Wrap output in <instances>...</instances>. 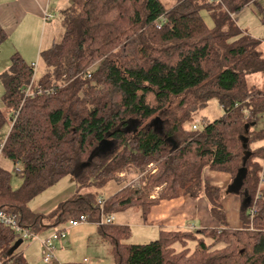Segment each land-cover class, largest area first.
<instances>
[{
    "label": "trees",
    "instance_id": "obj_1",
    "mask_svg": "<svg viewBox=\"0 0 264 264\" xmlns=\"http://www.w3.org/2000/svg\"><path fill=\"white\" fill-rule=\"evenodd\" d=\"M252 4L264 24L259 0H176L170 9L162 0H71L60 12L63 38L40 54L45 74L35 80L37 67L14 54L0 77V129L10 125L1 156L18 165L23 178L14 190L10 172L0 168V210L33 235L64 231L66 223L85 216L110 241L115 264H264V146L250 147L264 139L256 129L264 92L248 82L249 75H264V40L237 23ZM6 39L0 26V45ZM211 100L223 115L203 117L197 125L196 115ZM157 118L162 134L151 126ZM133 120L137 129L126 132ZM104 140L112 149L89 162ZM246 152L251 157L244 163ZM150 165L156 172L141 190L127 187L99 203L94 192L116 175ZM243 167L239 191L250 202L241 208L243 227L234 230L223 208L224 190L205 184L203 172L228 173L234 183ZM68 177L76 196L50 213L33 211L35 198ZM162 186L159 198L150 199L148 192ZM183 196L206 198L219 228L161 231L157 240L138 245L125 242L130 227L99 224L102 216L133 207L146 219L160 200ZM20 239L21 233L0 224V264H29L20 248L10 254Z\"/></svg>",
    "mask_w": 264,
    "mask_h": 264
},
{
    "label": "rangeland",
    "instance_id": "obj_2",
    "mask_svg": "<svg viewBox=\"0 0 264 264\" xmlns=\"http://www.w3.org/2000/svg\"><path fill=\"white\" fill-rule=\"evenodd\" d=\"M67 1V0H66ZM164 5L170 9L173 8L176 0H162ZM259 4L261 8L264 9V0H259ZM67 5H71V0H68ZM66 5V6H67ZM201 16L206 24L210 27H214L213 20L207 10H203L201 12ZM263 16L262 11L252 4L251 6L245 8L237 17V23L239 27L243 30H246L252 37L255 39L264 40V24L261 22V17ZM51 32L49 33V29L47 28L45 32V36H42L41 49L36 51V61L38 63L37 69L35 71V80H39L46 72L45 64L40 57L41 50L49 49L53 42H59L65 33V28L62 23L61 17L57 16L56 21L53 23L52 27H50ZM11 42V41H10ZM9 41H6L0 46V77L3 73H6L11 67V58L13 52H21L22 57L30 60L31 52H27L24 50V46L17 47L16 45H10ZM13 46V47H12ZM26 48L33 49L35 46L28 45ZM262 50L264 51V44L262 46ZM248 82L250 86H256L260 90L264 92V75L261 74H252L248 77ZM4 84L0 78V109H4L3 104V95H4ZM224 111L218 104L216 100H211L206 108H204L198 115L195 117L194 123L199 126H202L201 120L202 118H207L209 121H214L219 119L223 115ZM153 126V125H151ZM154 128V126H153ZM256 129L258 131H264V114L261 119L258 121ZM10 131V125L5 124L0 129V142H4L8 136ZM264 146V139L254 142L250 145L252 151ZM155 166V165H154ZM153 166V168H154ZM156 167V166H155ZM0 168L10 172L11 174V186L15 188H19L23 183V178L20 173L17 172V166H14V163L5 158L4 156L0 157ZM143 179H148L149 173L148 168L144 172ZM139 173L135 174H120L116 175L115 179L109 183V185L99 192V198H107L113 193H115L116 189L119 187H133V189H140V186L143 185L142 182L145 179L138 178ZM125 175V176H124ZM140 184V185H139ZM61 184V187H57L54 192H46L43 195H40L36 199H34L30 207L33 211L47 214L50 213L53 209H55L61 202H65L72 198L76 194L77 187L72 178L68 177L65 186ZM18 186V187H16ZM147 192V191H146ZM149 193V192H148ZM234 194L241 199V208L244 206V201L242 199V193L237 190V192H230L229 189L224 191L225 194ZM137 208L127 209L118 214L112 215L115 218L117 224H125L132 223L133 219H135V212ZM134 215V216H133ZM106 220V217H105ZM134 227V229H133ZM131 230L134 231V234L131 238L126 240L125 242L130 244H148L152 240H145L139 236V230L135 226H133ZM64 228V233L66 236L65 240H59L56 243L57 249L55 251V259L52 260V264H82L83 260L86 258L90 261L89 264H114V258L112 254V246L111 244L104 240L98 232V224L94 222H86L80 223L78 225H74V222H68L60 229ZM55 228H50L42 231L38 235H36L33 239H28L23 242L20 247V251L23 252L24 257L28 261L29 264H43V245L42 242L46 239L50 238L56 231ZM154 240V239H153ZM65 241V242H64ZM194 244H192L193 246ZM219 247H223V245H219Z\"/></svg>",
    "mask_w": 264,
    "mask_h": 264
},
{
    "label": "crops",
    "instance_id": "obj_3",
    "mask_svg": "<svg viewBox=\"0 0 264 264\" xmlns=\"http://www.w3.org/2000/svg\"><path fill=\"white\" fill-rule=\"evenodd\" d=\"M67 3L68 0H0V26L7 33V39L4 42L11 41L10 45H16L17 47L24 46V50L28 53L31 52L33 54V51H35V53L31 55V58H29L30 60L25 59L24 57L23 58L28 64H38L36 61V51H39L41 49V45H43L41 43L42 36H45L47 28L49 29V33L51 32L50 27H52L53 23L56 21L57 16H60V12L68 6ZM45 14H50L51 18L47 20L45 18ZM2 44L0 46H2ZM28 45L35 46L36 48L29 50L25 47H29ZM42 51L44 50H41L40 54ZM14 54L22 55L21 52H13L12 56ZM139 174L140 175L138 176V178L144 175V173ZM141 179H143V177ZM146 181L147 179H145L142 184L144 185ZM203 181L207 185L223 189L224 191H226L230 186L233 185V179L230 174L225 172L212 171L210 169L204 170ZM66 182L67 178H64L41 195L45 194L46 192L56 191L57 187L60 188L61 184H64L63 186H65ZM143 185H141L140 188H142ZM127 187L128 186L124 188L118 187L115 193L107 198L100 199L107 200L114 194ZM131 188L133 187L131 186ZM163 188L164 187L162 186L151 189L149 191L150 199H158ZM16 189L18 188H15L14 190ZM94 193H97L99 195L98 191H95ZM76 195L77 191L74 196ZM74 196H72V198ZM222 203L225 210L228 227L234 230L241 229L243 227V223L241 220V199H239L237 195L226 193L223 197ZM142 213V209L137 208L135 212V219H133L132 223L126 222L125 224L118 225L128 227L135 226L136 228H138L139 236L141 238L152 241H155L159 238L161 231H198L208 228H219V223L211 216L209 203L204 197L193 199L188 196H183L170 200L163 199L160 200L157 205L153 206L150 209V212L148 213L146 219H143ZM56 231H58V229ZM133 234L134 231L131 230V235L129 238H131ZM104 240L110 243L109 240L105 238ZM20 252L23 254L22 251Z\"/></svg>",
    "mask_w": 264,
    "mask_h": 264
},
{
    "label": "built area",
    "instance_id": "obj_4",
    "mask_svg": "<svg viewBox=\"0 0 264 264\" xmlns=\"http://www.w3.org/2000/svg\"><path fill=\"white\" fill-rule=\"evenodd\" d=\"M45 18L47 20H49L51 18L50 14H45ZM33 66L36 68L37 64H33ZM30 88L27 91V95L29 94ZM39 92H41V89L38 90ZM194 129H197V126H194ZM3 152V147L0 146V157L2 155ZM154 165H150L148 167V173L149 174H154L156 172V167ZM18 171V170H17ZM263 174H264V170H263ZM144 176V175H143ZM143 176H140V178H142ZM260 184H264V176H262L261 182ZM257 198H260V195H257ZM99 203L103 206L104 205V201L102 199L99 200ZM115 218L113 216L111 217H101L99 224L103 225V224H112L114 222ZM87 222V218L85 216H82L80 218L79 221H75L74 225H78L80 223H86ZM0 224L4 225L6 227H9L13 230H16L17 232L21 233V239L23 241L28 240V239H33L36 235H33V233L27 229L22 227L18 220L11 215L10 213H7L3 210H0ZM66 239L65 233L64 231H60V232H55L50 238L46 239L45 241L42 242L43 248H44V253H43V264H52V260L55 259V251L57 249L56 243L59 240H63ZM90 261L88 259H84L82 264H89Z\"/></svg>",
    "mask_w": 264,
    "mask_h": 264
},
{
    "label": "water",
    "instance_id": "obj_5",
    "mask_svg": "<svg viewBox=\"0 0 264 264\" xmlns=\"http://www.w3.org/2000/svg\"><path fill=\"white\" fill-rule=\"evenodd\" d=\"M136 124H137V121L133 120L131 122V126L126 129V132H130V131H133V130L135 131L137 129L136 128ZM152 125L155 127V131H157V132L162 134V132H163V123H162V121L159 118L153 120ZM245 128L249 129V125H246ZM245 146H246V144H245ZM112 147H113V143L112 142H110L108 140H104L100 144L99 148L92 154V156L89 159V162L92 161L94 156H97L99 154H103V155L107 154L112 149ZM250 157H251V153L250 152H246V156H245V160H244L245 162L244 163H246L247 159H249ZM245 176H246V168L243 167V168H241V170H240V172H239V174L237 176V179L235 180L233 185L229 187L230 192H237V190H240V188L242 186L243 179L245 178ZM249 202H250V198L247 197L245 199V201H244V205H248ZM22 244H23V240L22 239L17 241L15 243V245L11 248L10 254L15 252L18 248H20Z\"/></svg>",
    "mask_w": 264,
    "mask_h": 264
},
{
    "label": "bare ground",
    "instance_id": "obj_6",
    "mask_svg": "<svg viewBox=\"0 0 264 264\" xmlns=\"http://www.w3.org/2000/svg\"><path fill=\"white\" fill-rule=\"evenodd\" d=\"M157 27L160 29L161 28L160 24H157ZM193 129H194V127H193ZM194 130H196V129H194Z\"/></svg>",
    "mask_w": 264,
    "mask_h": 264
}]
</instances>
